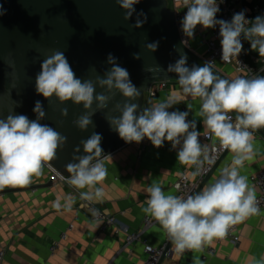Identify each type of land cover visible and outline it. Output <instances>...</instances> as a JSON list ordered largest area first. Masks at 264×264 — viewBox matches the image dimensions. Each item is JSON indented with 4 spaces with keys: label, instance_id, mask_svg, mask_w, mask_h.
Returning a JSON list of instances; mask_svg holds the SVG:
<instances>
[{
    "label": "clouds",
    "instance_id": "9594fccd",
    "mask_svg": "<svg viewBox=\"0 0 264 264\" xmlns=\"http://www.w3.org/2000/svg\"><path fill=\"white\" fill-rule=\"evenodd\" d=\"M115 2L124 10L125 21L136 14L132 27L140 28L147 21L146 14L137 13L134 7L140 0ZM183 5L186 13L181 20V30L186 37L192 38L198 25L204 29L219 26L223 62H231L241 54L242 36L253 51L264 57V16L249 20L241 11L234 14L231 21H225L216 18L220 11L217 0H183ZM3 14L0 5V15ZM158 44V41L147 43L145 48L155 52ZM176 50L180 58L166 70L160 66L159 70L175 73L183 94L200 100L199 115L203 118V126L223 149L233 154L231 165L220 171L219 178L194 195L166 194L162 185L155 182L148 186L147 206L143 212L163 227L175 251L183 253L202 251L214 240H223L232 226L259 213L254 189L247 177L240 174V169L254 155L253 133L264 129V76L225 78L215 70L214 61L189 67L186 53ZM134 58L140 59L139 53L134 54ZM107 63L111 67L102 76L82 80L76 77L64 52L54 50L41 62V70L35 78L36 92L47 100L55 97L61 104L71 101L82 105L85 111L74 121L81 131L94 126L93 115L107 109L119 93L125 98L122 104L118 102L113 106L119 115L105 116V119L122 140L140 143L147 138L156 148L168 141L177 150V160L181 164L196 167L193 175L199 174L205 162H212L211 150L200 142L196 121L187 119L191 105L189 111H169L173 107L170 101L141 108L134 101L140 98L142 90L132 83L129 72L119 66L111 53ZM97 87L105 91L97 92ZM33 112L35 120L14 111L0 118V190L28 186L33 177L43 174V168L57 158L58 149L67 142L66 136L41 123L46 111L40 101L35 102ZM60 112L63 117L68 116L66 107ZM101 141V134L94 131L81 140L83 154L73 155L74 162L65 166L69 176L61 177L73 188L84 190L79 191V199L88 202L102 201L105 195L103 182L108 175L105 165L108 156L103 155ZM80 152L81 147L77 146L74 153ZM75 202L76 197L69 194L63 197V203L60 198L54 201L53 207L70 212ZM93 216L98 217L96 210ZM253 264H264V257L254 260Z\"/></svg>",
    "mask_w": 264,
    "mask_h": 264
},
{
    "label": "crops",
    "instance_id": "0c3cea01",
    "mask_svg": "<svg viewBox=\"0 0 264 264\" xmlns=\"http://www.w3.org/2000/svg\"><path fill=\"white\" fill-rule=\"evenodd\" d=\"M181 12L183 17L186 9L181 7ZM210 34L211 28L198 25L191 38V49L204 56ZM165 101L173 103L169 111H189L191 105L187 119L196 121L201 144L211 146L218 142L209 137L211 132L203 126L200 100L184 95L178 82L171 83L156 96L147 97L145 108ZM253 138L254 155L245 161L240 174L247 177L257 197L258 189L251 179L264 168V139ZM232 155L229 151L206 186L219 178L225 166L231 165ZM105 165L108 170L103 182L105 195L102 201L91 202L96 210L118 220L117 225L105 232L101 231V224L91 218L85 207L88 201L79 199V191L84 190L52 182L48 165L28 186L0 190V254L4 253L1 264H143L145 245L166 246V231L152 218L155 224L147 233L129 250L121 251L127 234L141 233L146 217L150 216L142 210L147 206L148 186L159 183L166 194L176 195L175 185L185 172L194 179L193 166L177 160V150L170 142L165 141L162 147L156 148L148 139L145 144L135 142L109 155ZM69 194L76 197L70 212L53 207L54 201L60 198L63 203V197ZM70 225L74 226L73 231L61 241ZM239 236L237 245L218 240L206 245L205 248L215 250L210 257H205L201 251L178 253L172 246L162 264H253L254 260L264 257V210L241 223ZM55 243L60 244L53 254Z\"/></svg>",
    "mask_w": 264,
    "mask_h": 264
},
{
    "label": "water",
    "instance_id": "95a60500",
    "mask_svg": "<svg viewBox=\"0 0 264 264\" xmlns=\"http://www.w3.org/2000/svg\"><path fill=\"white\" fill-rule=\"evenodd\" d=\"M4 14L0 15V118L10 112L36 119L33 112L36 101L46 111L41 121L67 137L65 145L58 149L57 158L49 165L63 177H68L65 166L73 161V155H82L81 140L94 131L101 134L103 155L109 156L135 143H127L111 129L105 116H118L113 106L123 103L125 98L116 93L108 108L97 111L92 120L94 126L81 131L74 121L84 113L82 105L71 101L61 104L57 98L45 99L37 94L35 78L40 72L41 62L54 50L64 52L77 78L95 80L111 67L107 63L111 53L119 66L125 68L132 83L141 88L142 94L135 103L145 108L146 94L157 82H178L175 73L167 69L180 58V49L187 55V66H203L206 62L193 49L188 48L180 38L176 15L170 9L168 0H140L134 7L144 12L147 21L140 28L132 27L136 14L129 21L124 20V10L115 0H0ZM159 42L155 52H149L147 43ZM139 53L140 59L134 54ZM11 65V66H10ZM95 68V71L92 69ZM153 69V71H148ZM225 78H230L215 68ZM105 91L97 87V92ZM107 94V93H105ZM68 109V116L61 115V108ZM93 110L96 104H93ZM138 114V113H137ZM264 139V129L256 131ZM80 146L81 152L74 153ZM227 151L212 172L205 178L198 191L212 178ZM32 189V188H31ZM173 244L168 238L159 264L171 252Z\"/></svg>",
    "mask_w": 264,
    "mask_h": 264
},
{
    "label": "built area",
    "instance_id": "2783aa9c",
    "mask_svg": "<svg viewBox=\"0 0 264 264\" xmlns=\"http://www.w3.org/2000/svg\"><path fill=\"white\" fill-rule=\"evenodd\" d=\"M170 9L175 12L176 24L179 29L180 38L182 41H186L185 44L188 48H191V38L186 37L181 30V20L182 12L181 7H184L183 0H168ZM220 11L217 13V19H223L225 21H231L234 14L241 11L244 12L246 19L253 20L257 16H264V0H217ZM219 26L211 28L210 38L205 42L206 53L204 56L205 61H214L215 68L220 69L230 78H235L238 76H243L245 78H251L255 75L264 76V57H260L257 51L251 49L250 43L241 37V42L243 44V49L241 54L237 58H232L231 62L225 63L222 61V49L220 44ZM173 82H157L152 85L150 91L146 94L147 97L156 96L168 89L170 84ZM201 105V104H200ZM235 114H233L234 118ZM258 133L254 132L253 137H258ZM211 138H215L212 134L209 135ZM147 139L145 138L142 143L145 144ZM210 151V156L212 157V162H205L200 170L199 174L194 175V179L185 172L177 181L175 185L176 196L187 197L188 195H194L198 192L200 185L204 182L205 178L212 172L224 154L228 151L223 149L219 141L214 145L208 146ZM49 166V165H48ZM50 169V180L54 183L68 185L65 179H62L57 171H55L51 166ZM196 171V167L193 166V172ZM66 178V177H64ZM252 183L258 189V196L256 197V204L259 208V213L264 210V168L257 173L251 179ZM70 186V185H68ZM85 207L89 210L91 218L93 221L101 224V231L105 232L109 227L118 224V220L115 216L102 214L100 211L96 210L91 202H86ZM93 210L98 212V217L93 216ZM258 213V214H259ZM252 217V216H251ZM250 218V217H249ZM242 223V222H241ZM241 223L234 225L230 228L227 236L223 240H218L220 243H229L231 245H237L239 236V227ZM155 224L152 217H146L144 221V226L141 233L127 234L126 244L121 250L122 252L129 250V248L137 241L140 240L141 236L147 233V231ZM74 226L70 225L66 232L62 234L61 241H65L69 234L73 231ZM167 234V233H166ZM168 237V235H167ZM169 238V237H168ZM60 243H55L52 247V252L58 249ZM166 246L162 248H154L150 245H145L146 258L143 264H159L162 255L165 251ZM191 251L186 250V253ZM205 257H210L215 254V250L212 248H203L201 251ZM4 253L0 254V264L3 262Z\"/></svg>",
    "mask_w": 264,
    "mask_h": 264
}]
</instances>
